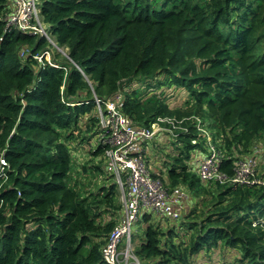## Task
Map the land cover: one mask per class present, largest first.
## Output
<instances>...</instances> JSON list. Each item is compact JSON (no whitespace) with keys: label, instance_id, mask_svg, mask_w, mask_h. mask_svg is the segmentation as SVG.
I'll use <instances>...</instances> for the list:
<instances>
[{"label":"trees","instance_id":"trees-1","mask_svg":"<svg viewBox=\"0 0 264 264\" xmlns=\"http://www.w3.org/2000/svg\"><path fill=\"white\" fill-rule=\"evenodd\" d=\"M39 1L69 55L59 66H39L47 40L7 27L10 1L0 0V264H105L119 185L84 191L74 176L88 167L74 171L75 156L83 149L103 161L110 146L95 97L105 107L120 94L135 127L199 116L223 154L225 178L204 181L191 167L205 152L194 125L154 136L146 161L172 163L154 175L191 200L181 227L144 215L141 264H264V0ZM182 90L183 105L169 102ZM171 139L172 157L163 145ZM252 158L254 182L231 183L237 163ZM91 169L114 177L106 164Z\"/></svg>","mask_w":264,"mask_h":264},{"label":"built area","instance_id":"built-area-1","mask_svg":"<svg viewBox=\"0 0 264 264\" xmlns=\"http://www.w3.org/2000/svg\"><path fill=\"white\" fill-rule=\"evenodd\" d=\"M9 1L11 11L6 17L7 27L10 26L14 31H23L45 38L48 44L41 53L35 55V58L42 60V64H45L43 60L46 58L51 65L59 66L53 59L50 62L47 54L51 52V49L59 52L64 50L57 44L51 25L43 19L40 1ZM115 97L116 100H108L105 107L102 106L101 98L95 97L100 118L99 129L102 133L99 138L110 146L105 152V158L107 155L109 158L106 167L120 184L123 199L122 216L111 231L102 252L105 264H130L132 260L133 264H141L131 248L133 224L145 214H157L169 221H176L182 217L189 197L186 187L179 185L168 189L160 177L154 176L146 161L149 142L157 132L166 131L175 135L179 133L177 129L190 130L185 125L186 121L194 125L203 137L206 136L210 147V152L199 157L193 167L197 175L206 181L225 178L218 169L223 157L221 141L213 138L207 121L199 116L184 117L181 120H176L175 117H162L152 125V129L137 128L131 118L122 111L123 94L115 95ZM165 122L170 123L171 126L164 125ZM5 164V161H2V169ZM237 164L239 165L238 173L233 180L229 181L242 184L254 182L255 179L250 181V178L255 176L254 168L258 166L257 160L252 158L239 161ZM124 241H126V248L123 251L119 250Z\"/></svg>","mask_w":264,"mask_h":264},{"label":"rangeland","instance_id":"rangeland-1","mask_svg":"<svg viewBox=\"0 0 264 264\" xmlns=\"http://www.w3.org/2000/svg\"><path fill=\"white\" fill-rule=\"evenodd\" d=\"M56 53H57L56 50L54 51L53 49H51V52L47 54V58L50 60V62H51L52 59L55 58L54 55ZM61 53H62V55L61 56H58V58L56 60L57 62L60 61L64 56H67L66 55V50H64V52L62 51ZM38 61H39V63H42V60L38 59ZM170 90H171V92L174 93V89L173 88H171ZM173 97H175V98H173ZM173 97H170L169 98V102H173L175 105H183V103L185 101V98H186V92L184 90H182L179 95L177 94V95H174ZM177 97H179V98H177ZM158 133L159 132H157V134ZM89 135L86 134L85 135V138L84 137L83 138L82 137H79V138L84 142V145L85 144L88 145V148H89V146L92 147V148H96L94 146V145L97 144L96 143V140H93V143H95V144L92 145L90 143L91 135H90V137H89ZM88 137H89V139H88ZM158 142H159V138L157 140V143ZM201 143H202V146H203V150L205 152H203V153L197 152V153H199L201 156H204L205 154H208L210 152V147H209L208 141L206 139V136H204L203 141ZM163 145L170 152H167L166 149H164V151L166 153H168V155L170 157H172L173 156V153H171V152H173V151H172V147L171 146H174V148H175V143H172V139H171L170 143L169 142H163ZM93 150H95V149H93ZM152 150H153V148H152ZM152 150L150 152V156H151ZM81 151H82L81 153H79V154H77L75 156V158H76L75 164L77 165V168H75L74 171H76V169L83 170V168H82L83 165H87L88 169H87V171L80 172L79 174H76L75 173L76 174L74 176V177H76L75 180L76 181H83L84 182V184H85L84 185V188H83L84 191L86 189H90V188L93 189V190H96L97 188H96V186H94V184H103L104 185L103 187H105L106 189H109V187H110L109 184H112V183H115L116 182L119 185L117 187V189H118V197H117V199H118L119 203H122V205H123L122 194L120 192V184L117 182V179L114 178V177H112V178L107 177V175L105 174V172H103V174H104V176H103V175L100 174L99 171H97V170L93 171L91 169V168H97L98 165H101L102 168H105V163H107V161L109 159L107 153H106L107 158L106 159L104 158L103 161H102L100 158H98L96 156H93L91 152H87L86 150H83V149ZM149 164H150L151 170L153 171L151 162ZM167 165L169 167H171L172 166V163H167ZM191 167H195V165H193V162H192ZM188 194H190V196H191V192L190 191H188ZM151 215H152V222L153 223H162V224H164L166 226V229H167V227L169 228V226H170L169 223H173V222H168L167 223L168 220L163 219L162 217L158 216L157 214H151ZM121 216H122V210H121V213L114 214L113 215V218L115 220H118L119 221L120 218H121ZM182 221H183L182 218L176 220V222H177L176 224H177L178 227H181L182 225H184ZM142 234H143V216L141 215L139 217V219L133 224V227H132V236H133V244L131 246L132 249H133V247L135 249V246L137 245V241H138L137 237L141 236ZM125 248H126V241H124L122 247L119 250H122L123 251V249H125ZM234 257L235 256H233V258ZM140 261H141V263L144 262L142 260H140ZM133 262L134 261L132 260V262L130 264H133ZM210 262L213 263V264H215L214 261H210Z\"/></svg>","mask_w":264,"mask_h":264},{"label":"crops","instance_id":"crops-1","mask_svg":"<svg viewBox=\"0 0 264 264\" xmlns=\"http://www.w3.org/2000/svg\"><path fill=\"white\" fill-rule=\"evenodd\" d=\"M169 143H170V142H169ZM148 147H150V146H148ZM160 156L164 157V160L162 161V162L164 163V162L166 161L167 157L164 155V153H162ZM199 157H202L199 153H196V154L194 155V158H193V165H195L196 160H197ZM151 165H152L153 170H155V171H157V172L166 171V169H167L166 167H168V166H166V167H161V166L157 165L156 162H151ZM192 170L194 171L193 167H192ZM190 200H191V199H190ZM190 200L187 201V203H186L187 207H189V205H190Z\"/></svg>","mask_w":264,"mask_h":264},{"label":"clouds","instance_id":"clouds-1","mask_svg":"<svg viewBox=\"0 0 264 264\" xmlns=\"http://www.w3.org/2000/svg\"><path fill=\"white\" fill-rule=\"evenodd\" d=\"M42 9V8H41ZM43 16V15H42ZM44 19V18H43ZM47 23V22H46ZM56 40V39H55ZM58 44V43H57ZM64 50V49H63ZM56 52H58V53H61V52H59V51H57L56 50ZM62 54V53H61ZM68 55V54H67ZM69 56V55H68ZM45 61H47L48 62V60L45 58ZM53 61H54V59H53ZM39 62V61H38ZM54 62H56V63H58L57 61H54ZM45 63V62H44ZM49 63V62H48ZM40 65H43L42 63H39V66ZM83 73V72H82ZM84 74V73H83ZM123 97H124V95H123ZM86 102H90V101H82V102H80V103H86ZM74 105V104H73ZM96 111H97V105H96ZM123 111V110H122ZM124 112V111H123ZM125 113V112H124ZM126 114V113H125ZM127 115V114H126ZM99 123H100V118H99ZM152 141V140H151ZM150 141V142H151ZM150 142H149V144H150ZM149 146V145H148ZM148 149H149V147H148ZM106 159V158H105ZM106 164V163H105ZM150 165V164H149ZM160 173V172H159ZM154 174V173H153ZM155 176V175H154ZM163 176H164V174H161V176H158V173H157V175L155 176L156 178L157 177H160L161 178V180H162V182H163V184H164V186L166 187V185H165V183H164V179H163ZM167 188V187H166ZM169 189V188H168ZM190 195V194H189ZM190 200V197H188V200L187 201H189ZM187 203V202H186ZM186 209H187V205H186ZM185 209V210H186ZM184 210V211H185ZM143 220H144V216H143ZM167 220V219H166ZM262 221H264V220H262ZM168 222H172V221H169L168 220ZM133 244V239H132V242H131V245ZM133 250H134V252H135V249H134V247H133ZM141 262V261H140Z\"/></svg>","mask_w":264,"mask_h":264}]
</instances>
